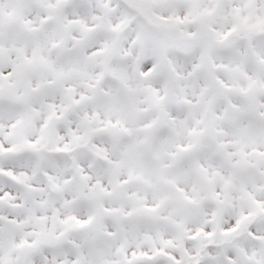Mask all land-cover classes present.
Here are the masks:
<instances>
[{
	"label": "snow or ice",
	"instance_id": "6c2138e0",
	"mask_svg": "<svg viewBox=\"0 0 264 264\" xmlns=\"http://www.w3.org/2000/svg\"><path fill=\"white\" fill-rule=\"evenodd\" d=\"M0 264H264V0H0Z\"/></svg>",
	"mask_w": 264,
	"mask_h": 264
}]
</instances>
